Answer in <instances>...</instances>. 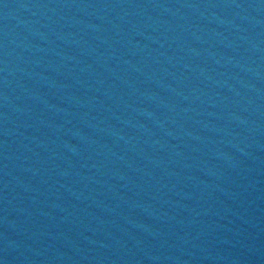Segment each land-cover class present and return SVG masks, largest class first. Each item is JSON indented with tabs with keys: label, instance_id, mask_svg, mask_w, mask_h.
Instances as JSON below:
<instances>
[{
	"label": "water",
	"instance_id": "obj_1",
	"mask_svg": "<svg viewBox=\"0 0 264 264\" xmlns=\"http://www.w3.org/2000/svg\"><path fill=\"white\" fill-rule=\"evenodd\" d=\"M0 264H264V0H0Z\"/></svg>",
	"mask_w": 264,
	"mask_h": 264
}]
</instances>
